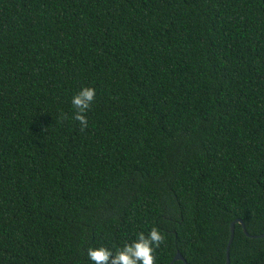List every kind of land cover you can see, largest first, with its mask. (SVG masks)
<instances>
[{
	"label": "trees",
	"instance_id": "trees-1",
	"mask_svg": "<svg viewBox=\"0 0 264 264\" xmlns=\"http://www.w3.org/2000/svg\"><path fill=\"white\" fill-rule=\"evenodd\" d=\"M235 220L264 234V0H0V264L152 225L156 264H226ZM228 254L264 237L235 223Z\"/></svg>",
	"mask_w": 264,
	"mask_h": 264
},
{
	"label": "clouds",
	"instance_id": "clouds-1",
	"mask_svg": "<svg viewBox=\"0 0 264 264\" xmlns=\"http://www.w3.org/2000/svg\"><path fill=\"white\" fill-rule=\"evenodd\" d=\"M95 96L94 87L81 86L70 98L72 119L78 122L81 130L88 126L85 113L92 106ZM164 241L165 234L152 225L146 231L136 232L132 239L118 247H89L87 258L90 264H156L154 253Z\"/></svg>",
	"mask_w": 264,
	"mask_h": 264
},
{
	"label": "water",
	"instance_id": "water-1",
	"mask_svg": "<svg viewBox=\"0 0 264 264\" xmlns=\"http://www.w3.org/2000/svg\"><path fill=\"white\" fill-rule=\"evenodd\" d=\"M235 223H239L241 225L242 231L250 238H263L264 234H260V235H254V236H250L247 234L246 230H245V226L243 224V222L241 220H235L231 223L230 225V239L228 241V245H227V252H226V264H229V254H228V250L230 247V244L233 240V236H234V225ZM175 261H182L184 264H188L184 258L180 255V254H176V256L174 257V259L172 260V262L170 264H173V262Z\"/></svg>",
	"mask_w": 264,
	"mask_h": 264
}]
</instances>
